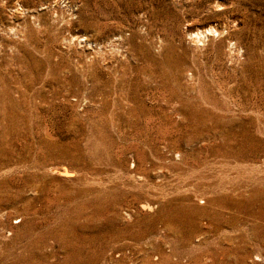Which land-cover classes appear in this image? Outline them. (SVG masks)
Returning <instances> with one entry per match:
<instances>
[{"label": "rangeland", "instance_id": "rangeland-1", "mask_svg": "<svg viewBox=\"0 0 264 264\" xmlns=\"http://www.w3.org/2000/svg\"><path fill=\"white\" fill-rule=\"evenodd\" d=\"M0 264H264V0H0Z\"/></svg>", "mask_w": 264, "mask_h": 264}, {"label": "bare ground", "instance_id": "bare-ground-1", "mask_svg": "<svg viewBox=\"0 0 264 264\" xmlns=\"http://www.w3.org/2000/svg\"><path fill=\"white\" fill-rule=\"evenodd\" d=\"M208 30H209V32H210L211 29H208ZM202 33H203V32H201V34H202ZM64 172H65V171H64ZM66 173H67V172H66ZM68 173H69V172H68ZM63 174H64V173H63ZM65 176H66V175H65Z\"/></svg>", "mask_w": 264, "mask_h": 264}]
</instances>
